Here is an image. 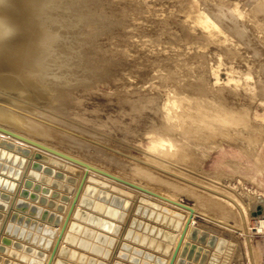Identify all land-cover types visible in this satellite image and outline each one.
Listing matches in <instances>:
<instances>
[{"label":"rangeland","instance_id":"obj_1","mask_svg":"<svg viewBox=\"0 0 264 264\" xmlns=\"http://www.w3.org/2000/svg\"><path fill=\"white\" fill-rule=\"evenodd\" d=\"M85 3L57 25L80 76L62 87L41 83L44 92L32 95L0 87V103H21L24 113L77 135L89 146L78 156L108 170L143 182L130 170L145 166L184 185L176 197L189 204L198 205L190 188L239 197L248 220L230 217L239 228L229 229L195 216L205 237L189 240L182 262L264 264V0ZM106 152L127 163L106 165ZM32 153L0 145V240L11 236L8 251L19 252L0 251V264L43 261L75 181L73 166ZM101 183L89 182L55 264H162L181 211Z\"/></svg>","mask_w":264,"mask_h":264},{"label":"bare ground","instance_id":"obj_2","mask_svg":"<svg viewBox=\"0 0 264 264\" xmlns=\"http://www.w3.org/2000/svg\"><path fill=\"white\" fill-rule=\"evenodd\" d=\"M86 1L87 0H0V87H2L4 89L6 88V89L17 90L20 93V95L21 94L24 95L26 93L25 90H28L29 92L32 91V93H31V95H32L34 90H36L35 92H37L38 90H39V92L40 91L44 92V88L42 87L41 83L46 85V87H48V86L52 87V86H56V84H59V85L61 83L63 84V82L65 81L67 76H72L74 78V80L76 78H78V76H80V74L77 72H74L75 70L70 67L71 62L68 59L69 56L66 53L68 51V48L73 47V45L71 46L66 41V43L68 44V45H66L67 47L64 49L60 48V46H59L60 42H64V39H61L59 37V34H58L59 28L57 27V25H58V23H61L62 19H64L65 16H67V14H70L72 12L73 7L76 8L77 6L84 4ZM89 1H92V0H89ZM88 6H90L89 3H88ZM86 7H87V5H86ZM104 7H105V5H104ZM99 8H101V7H99ZM77 9H79V8H77ZM98 10H100V9H98ZM75 12H77V11H75ZM227 12H225V13H227ZM74 13H72V14H74ZM70 15H68V16H70ZM102 15H100V16H102ZM89 16H90V14H89ZM92 17H94V16H92ZM74 19H76V18H74ZM87 20H88V18H87ZM71 21H72V18H71ZM66 22H65V24H66ZM72 22H70V23H72ZM81 23L83 24V21ZM90 24H91V22H90ZM90 24L88 23V25H90ZM98 24L99 23H97V25ZM67 25H68V23H67ZM85 27H86V25H85ZM83 28H84V26H83ZM91 28H92V26H91ZM83 39L84 38H81V39L77 38V42L79 40L81 43V41ZM77 42H75V46L78 48H83L81 46V44L79 42L78 43ZM82 43H84V42H82ZM52 63L54 65H52ZM65 83H67V85H69V82L65 81L64 84ZM60 87H62V85H60ZM7 91L10 92V90H7ZM15 92L13 94H15ZM56 93H57V91H56ZM56 93H54V94H56ZM55 97H53V98H55ZM23 99H25V98H23ZM23 99L21 101H23ZM6 101H9V100H6ZM3 102H5V101H3ZM22 107H24V106L21 103H18L15 101H13L11 104H10V102L6 103V104L0 103V124L6 126L8 128H11L15 131L21 132L27 136L32 137V138L38 139L39 141H41L43 143L51 145V146H53L57 149H60L66 153H69L73 156L81 158V159H83V160H85V161H87V162H89V163H91L97 167L105 169L106 171H109L110 173H112L116 176H119V177H122L124 179L129 180V181L135 182V183L142 185V186H144L150 190H153V191H156L160 194H163L169 198L179 200L176 197L177 191L185 190L187 188L184 185L178 184L177 182L172 181L166 177L152 173L151 171L147 170V168H145V166H143L144 168L138 167V166H132L131 170H130L132 177H133V174H135V175H140V179H142V177L145 178L143 180H146V181H143V182L134 180L128 176L120 175L118 170L117 171L119 174L111 171V169L108 170L107 168L104 167L105 164H101V165H103V166H101V165L96 163L98 161L97 160L98 158L96 159V162H95V160L93 161L92 155H94L93 153H96V150H95L96 148L94 149L95 151H93L91 153L92 155L89 153V155L92 156V159H91L92 161L88 160V159H90L89 157H88V159H86V158H84V156H82L83 157L82 158L80 155L78 156V152H80V150L82 152V149L85 148V146H86L85 145L86 142L85 143L82 142L83 140H81V141L80 140H72V139H74L73 138L74 135H70L66 132H63V131H61V129L60 130H56V128L53 129V127H50L49 124L48 125L44 124L43 122L37 120L33 115H31V114L28 115L26 112L24 113V111L22 110ZM49 121H51V120H49ZM157 126H158V123H157ZM69 133H71V132H69ZM75 136H77V135H75ZM0 139H7L9 141L14 142L15 144L27 146L24 143H22L21 141H18L12 137L6 136L5 134H2L1 132H0ZM77 139H79V138H77ZM82 139H84V138H82ZM87 141H88V139H87ZM60 145H61V147H62V145H64L66 149L65 150H63L64 148L61 149ZM87 146L85 148L86 151H88L87 148L89 147V146L88 147ZM27 147L29 148V151L33 152L32 155H34V152H38V153H41L42 155H46L50 158L59 160L62 163H64L65 165L66 164H68L69 166L71 165L74 167V169L76 168V170H77V174L75 176V181L73 182V186H72V188L70 190V194H69V199L67 200V205L65 206L64 210L61 212L60 222L58 223L56 229L53 231V234L51 235L52 239H51L49 249L45 253V256H44L45 258L43 259V261H41V263L39 261L40 264H46V261L48 259L49 254H50V251H51V248H52L53 243L55 242V239L58 235L62 221L64 220V217H65L66 212L68 210V207L71 203V200H72L73 195L75 193L76 187L79 183L81 175L84 171V168L79 166V165H76L72 162L66 161L62 158H59L55 155H52L46 151L40 150L34 146H27ZM81 152L79 154H81ZM74 153L75 154L77 153V155H75ZM86 153H88V152H86ZM97 153H99V152H97ZM82 154H84V153L82 152ZM84 155H86V154H84ZM89 155H87V156H89ZM102 155L103 154H100L99 157L102 159L103 162L105 161L104 163H106V165L108 163L111 164L112 162H116L114 164L118 163V164H120V166H124L125 165L124 163H127V160H126V162L123 160L120 161L119 159L117 160L114 155H111V157H109L110 156V154H109V156L107 157V152H106V156L105 155L102 156ZM112 156L115 159L112 158ZM33 157H35V155ZM94 157L96 158V156H94ZM100 158H99V160H100ZM73 171L75 172V170H73ZM129 174L127 173V175H129ZM124 175H125V173H124ZM93 180H95L96 182L101 181L102 183H105L108 185L114 184V185H118L120 187H125L127 189L134 191L135 193L150 197L148 199L150 201H151V198H153V199H155V200H157V201H159L165 205H169L170 207L173 208V210L176 209V210L181 211L179 219L176 220L177 223L176 222L174 223L175 229H176L175 235H174V237H173V235H171L169 237L170 240L173 238V241L170 244L168 250H166V251L164 250L165 251L164 253H166V254H165V258L162 260V264H167L171 254H172V251L176 245V242L178 240V237L180 235V232L182 230L183 224L185 222V219H186L189 211L186 209H183L181 207H178V206L169 204L167 202L161 201L155 197L149 196V195H147L141 191H138V190L133 189L129 186L123 185L117 181H114L108 177H105V176L100 175L98 173H95L93 171H89V173H88L87 179L83 185V188L81 190L79 198L75 204V207L73 209V212L71 214L69 222H68L66 229L63 233L59 247L63 244L65 238L67 237V232L70 229L71 225L73 224V222H72L73 218L75 217V215L77 213V209L79 208V206L81 204L82 198H83V196L87 190L89 182H91ZM150 181L155 182V183L152 184V183H150ZM156 182H157V184L159 182L160 184H162V186L165 185L167 187L173 188L174 191L176 190V192H170V191H168V189H166L167 187H164V186L163 187L166 190L165 189L163 190L160 188L158 190L157 187H155ZM160 184H158V185H160ZM221 185L225 186V184H221ZM162 186H159V187H162ZM201 186H199V187H201ZM216 187H218V186H216ZM220 188H221V186H220ZM223 188L224 187H222V189ZM194 189L190 188L189 190L192 194H194V196L198 200V205H192L191 204L195 209V213L193 215L192 222L190 223L189 228H188V230H187V232L183 238L182 244L179 248V251H178V254H177L176 259L174 261V264H178V262L180 260L182 261L181 255H182L183 249L185 248L187 243H190L189 240H191V238L194 237V233H195L196 229H198V227L194 223L195 216H201L210 222L216 223L217 225H220V226H223V227H226L229 229H231V228L234 229L233 227L239 228V226H237L236 224H234V223L231 224L229 222L228 219L230 217L236 218V216L239 215V213H241V215H240L241 217H243V216L245 217V214L243 212L245 211L246 208L244 206V203L242 202V200H240L239 197H237V196H233V197L226 196L225 194H222V192H224V191H219L220 190L219 187H218V189L216 188V190H218L219 192L215 191V189L213 190V188H211L213 193L207 192V194L197 192ZM224 190H225V188H224ZM152 201L154 203V200H152ZM153 205H155V203ZM242 214H244V215L242 216ZM245 219H246V221L248 220L246 217H245ZM245 219H244V221H245ZM253 224H255V222H253ZM59 247L57 249V252H56L51 264L56 263L55 261H56V257H57Z\"/></svg>","mask_w":264,"mask_h":264},{"label":"water","instance_id":"obj_3","mask_svg":"<svg viewBox=\"0 0 264 264\" xmlns=\"http://www.w3.org/2000/svg\"><path fill=\"white\" fill-rule=\"evenodd\" d=\"M0 132L2 134H5L6 136H9V137H12V138H14V139H16L18 141H21L22 143H24L27 146H34V147H36V148H38L40 150L46 151V152H48V153H50L52 155H55V156H57L59 158H62L64 160H66V161L72 162V163H74L76 165H79V166L84 168V171H83V173L81 175V178L79 180V183H78V185L76 187L75 193H74L73 198L71 200V203H70V205L68 207V210L66 212L64 220L62 221V224H61L60 230L58 232V235H57V237L55 239V242L53 243V246L51 248V251H50V254H49L48 259L46 261V264H51L52 261H53V258H54L55 254L57 252V249L59 247V244H60V241L62 239L63 233H64V231L66 229V226H67V224L69 222V219H70L71 214L73 212V209L75 207V204H76V202H77V200L79 198V195L81 193L83 185H84V183H85V181L87 179L89 171H93L95 173H98L100 175L108 177V178H110V179H112L114 181H117V182H119V183H121L123 185L129 186V187H131L133 189L141 191V192H143V193H145V194H147L149 196L155 197V198H157V199H159L161 201L167 202L169 204L181 207V208L186 209V210L189 211V213H188V215H187V217L185 219V222L183 224V227H182V230L180 232V235L178 237V240L176 242V245H175V247H174V249L172 251V254H171L170 258H169V261L167 263V264H174V261L176 259L177 254H178V251H179V248H180V246L182 244L183 238H184V236H185V234H186V232H187V230L189 228L190 223L192 222V218H193V215L195 213V209H194V207L191 204L183 201L182 199L175 200V199L169 198V197H167V196H165L163 194H160V193H158L156 191L150 190V189H148V188H146V187H144L142 185H139V184H137L135 182H132V181H129V180L124 179L122 177L116 176V175L110 173L109 171H106L105 169L97 167V166H95V165H93V164H91V163H89V162H87V161H85V160H83L81 158L73 156V155H71L69 153H66V152H64V151H62L60 149H57V148H55V147H53L51 145L43 143V142L39 141L38 139L32 138L30 136H27V135H25V134H23L21 132L15 131V130H13L11 128H8V127H6L4 125H1V124H0ZM0 145L3 146V147L6 146V148H8V149H11V150H14V151L23 152V153H27L29 151V148L27 146H23V145H20V144H15L14 142L9 141L7 139H0ZM9 156H10V153H9ZM16 174H18V172H16ZM7 183L8 182L5 181L3 185L6 186ZM13 185L14 184L12 183L10 188H12ZM112 185H114V184H112ZM2 196L6 197L5 195H2ZM13 218H14V216H12V219ZM5 230H6L7 234H10L11 227L7 226ZM14 232H15V230H14ZM204 237H205V235H203V234L200 237H198V229H196V231L194 233V237H192V238L193 239L198 238L200 240H203ZM213 239H214V237L212 238V240ZM11 240H12L11 236H9V235H4L1 238V240H0V242H1L0 243V251L1 252H7L8 251L7 246L12 243ZM188 246H189V243H187V245L183 249L181 257L185 256V253H186L187 250L190 252L191 248H189ZM8 252H9V254L12 257H15V258L19 257V252L16 251L14 248L11 249V250L9 249ZM162 260H160L159 263H161ZM178 264H183V262L180 260L178 262Z\"/></svg>","mask_w":264,"mask_h":264}]
</instances>
